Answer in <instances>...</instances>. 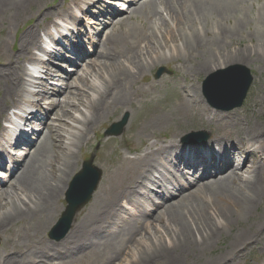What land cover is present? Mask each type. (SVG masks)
Masks as SVG:
<instances>
[{
    "label": "bare ground",
    "instance_id": "6f19581e",
    "mask_svg": "<svg viewBox=\"0 0 264 264\" xmlns=\"http://www.w3.org/2000/svg\"><path fill=\"white\" fill-rule=\"evenodd\" d=\"M6 1L15 2V0H0L1 3H6ZM241 3L242 0H190L189 6L186 3L179 4L183 7L182 12L187 11L199 17L193 21H201L211 14L216 27L217 25L220 26L221 21H228L235 13L237 14H235L237 16L236 24L246 25V21L242 19L238 11ZM162 16L164 17V14ZM2 17L3 15L0 19ZM90 23L95 22L91 21ZM191 23L188 25L189 28L194 27V25H190ZM199 23L201 24V22ZM253 23H259V21L254 20ZM261 23L264 24V15L261 18ZM227 32L229 33V30L225 28L223 35L227 36ZM232 38H236L234 34H232ZM166 39L167 37L158 44H163ZM213 39L205 40L202 37V32H198L193 39L185 42V46L182 42L171 44L167 49L162 47L161 51L165 49L163 54L157 48L155 49V45H150L151 50L148 51V56L151 58L149 60H147L145 51L141 49L142 59L136 61L128 57L124 62L120 61L123 64L117 68L119 71H110L107 73L108 75H103V82L99 83L95 78L91 82H85L87 86L93 89L94 94L85 102L80 100L78 105L72 101L70 105H74L79 113H84L75 120L78 123H85L84 127L87 126V128L98 124L107 113L108 109L104 108L102 104L113 87L120 88L121 91L118 96L114 97L111 105L125 104L127 102V85H133L136 78L145 73L149 66L158 63L165 64L180 54H196L198 57H202V60L193 67V71H198V67H200V73L206 74L226 67L227 63L248 64L254 53L257 54L258 51H261L259 56H264V34L258 40L256 48L255 46H246V48L239 47L233 50L232 47L224 46L221 39ZM135 43L137 44V42ZM150 43L153 42L150 41ZM121 56L125 57L126 55L121 53ZM126 65L129 66L126 67ZM1 80L0 78V82ZM1 88L0 85V90ZM12 91L13 89L9 88L6 89L5 93L10 94ZM192 93L193 97L198 95L197 91ZM156 107L158 111L166 114L160 119L158 118V121L153 122L152 128L159 125L169 128L167 124L173 121L177 113L187 118L191 116L190 102L187 98L179 104L158 102ZM1 109L0 105V112ZM261 111H264L262 106ZM250 128L242 132L244 137L242 141L248 140L246 141L248 145L243 143L234 145V148L243 151V153L245 150L246 153H249L248 160H245V157L241 159L240 154L234 156L236 160L229 165L230 170L226 173H222V175H218L219 172L212 174L213 167L220 171L225 166L223 159L216 161V163L219 162V165L216 166L217 164L212 165L207 162L209 161L207 156L204 158L205 163L203 158L196 157L198 165L205 166L204 168L200 166L202 174H204L202 180L205 182L202 185H199L198 182L196 189L193 187L189 189L186 201H188L192 214L187 213V217H185L183 208L174 203L171 210L172 214H169L167 210L164 212L162 217L164 227H158L151 221L150 218L155 220V216L151 215L145 218L140 215L123 225H118L115 229L114 226L121 220L115 210V204L119 206L125 189L119 191L118 185L111 184L110 189L104 188L111 195L105 194L102 189L95 195L87 211L79 217L72 231L66 237V241L63 240L62 247H79L76 252L81 251V249L91 251L79 264L94 262L95 264H102L100 260L106 264H242L241 257L249 249L252 250L259 246L263 248L262 251L264 252V214L261 212L264 208V124L263 126L260 124L252 125ZM68 129L65 128L64 131ZM73 133L58 149L61 151V155L54 160V164L44 161L47 160L45 158H48L51 152L50 147H45V158L41 161V165H30L21 178L19 186L16 185L13 194L8 196L7 202L0 204L1 234L4 233L10 222L24 220L33 222L36 218L38 219V206L43 203H40L42 200L46 199L44 197L53 194L56 189L60 188L59 186L65 179L68 181L71 178L75 168V158L72 153H75L76 146H79L84 140L83 134ZM213 144H219L220 147L224 146L223 141L215 140ZM207 149L209 148L207 147ZM238 163H242V168H239ZM25 167L23 166L22 171L25 170ZM49 167L53 171L47 174L46 171L49 170ZM113 190L118 193L113 195ZM173 209H175L174 212ZM108 220L111 221V225L103 228ZM112 230L113 233H110ZM134 230L137 231L134 239L132 238V241L135 242L134 246L129 247V244L123 240L119 242L123 231L129 233ZM103 232H107L108 235L101 236ZM96 236L101 237H98L94 243ZM16 241L20 246L23 244V241L17 236ZM18 243H16L17 247L19 246ZM38 243V253L42 259L38 258L37 260L42 262L35 264H50L48 262L73 264L72 257L60 256L53 245L44 241ZM219 244L220 246H218ZM98 245L104 249L99 250ZM44 249L54 252L53 258L44 255ZM122 253L125 258L118 262L115 261L116 258L119 259ZM32 262L25 257L24 261L7 264H30ZM4 264L6 263L4 262Z\"/></svg>",
    "mask_w": 264,
    "mask_h": 264
},
{
    "label": "rangeland",
    "instance_id": "374dc122",
    "mask_svg": "<svg viewBox=\"0 0 264 264\" xmlns=\"http://www.w3.org/2000/svg\"><path fill=\"white\" fill-rule=\"evenodd\" d=\"M36 2L37 1H39V0H35ZM45 2H46V0H45ZM11 4H8V5H6L5 7H8V6H10ZM0 6H2V3H0ZM4 7V8H5ZM244 30V29H243ZM241 39V38H240ZM245 43L246 44H244L243 42L242 43H240V41L239 42H237L236 43V45L233 47V49H237V48H239V47H242V46H247V47H249L250 46V44H252L251 42H250V39H246L245 40ZM230 45H228V47H229ZM246 48V47H245ZM255 48H256V46H255ZM254 48V49H255ZM253 49V50H254ZM261 54V51H258L257 52V54H255L254 53V56H253V58H252V60L247 64V66H248V68H250L251 69V71L253 72V74H254V77H255V80H254V89H255V91L253 92V94L250 96V99H249V103H248V105L249 106H251L252 108H253V104H254V99L258 96V102H259V104L264 108V56H259ZM202 76H205V74H202ZM247 105V108L249 107ZM250 116V122L251 123H255L256 124V122H257V124H260V125H262L263 126V123H264V119L261 121L259 118H258V115H252V114H250V113H248L247 114V116ZM187 122H188V120H186V119H184V120H182V125H181V127H180V129H179V131H180V134H181V132L182 131H184L185 129V132H187V131H189L190 130V126L191 125H186L187 124ZM263 122V123H262ZM153 129V128H152ZM189 129V130H188ZM214 129L215 130H217L218 128H217V125L216 126H214ZM152 131V130H151ZM223 128H220L219 130H217V132H219L220 134H222L223 132ZM184 132V133H185ZM147 133H149V132H147ZM242 132H241V130H240V132H239V135L241 134ZM236 135V133H234V134H231V136H232V138L234 137ZM243 137V136H242ZM60 188H58L56 191H55V193H53V195H55V194H57L62 188H61V185L59 186ZM49 197H52V196H49ZM49 197H47V198H49ZM261 212H262V214H264V208L261 210ZM252 220V219H251ZM250 220V221H251ZM157 223V222H156ZM39 227H41V226H36V228H39ZM226 229L228 230V228L226 227ZM31 243H33V242H31ZM33 249H34V245H33V247H31V250L33 251ZM76 249H77V247H76ZM72 250H75V249H72ZM12 252H14V253H18V250H13ZM82 252H84L83 250H82ZM71 253V252H70ZM68 255H70V254H68ZM79 255V252H77L76 253V256H78ZM125 258V256L124 255H122V256H120L119 257V259L117 258L115 261H119V260H122V259H124Z\"/></svg>",
    "mask_w": 264,
    "mask_h": 264
}]
</instances>
